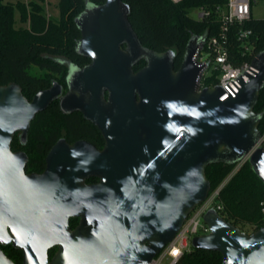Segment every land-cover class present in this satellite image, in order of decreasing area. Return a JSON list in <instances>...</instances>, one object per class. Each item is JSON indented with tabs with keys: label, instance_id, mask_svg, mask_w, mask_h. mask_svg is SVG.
I'll return each mask as SVG.
<instances>
[{
	"label": "water",
	"instance_id": "water-1",
	"mask_svg": "<svg viewBox=\"0 0 264 264\" xmlns=\"http://www.w3.org/2000/svg\"><path fill=\"white\" fill-rule=\"evenodd\" d=\"M129 16L123 0L87 5L76 49L90 63H67L65 94L58 82L32 100L15 83L0 87V242L23 251L24 264H150L208 198V166H236L260 138L264 52L236 97L221 101V88L199 92L196 83L202 69L193 57L206 36L189 41L176 71L175 52L143 47ZM56 101L95 125L105 145L62 140L44 172L28 174L14 137L25 143ZM249 162L264 183V152ZM71 219H80L74 229ZM204 221L210 234L195 237L193 248L220 253L222 264H264V227L247 234L213 210ZM0 264L15 263L0 249Z\"/></svg>",
	"mask_w": 264,
	"mask_h": 264
},
{
	"label": "trees",
	"instance_id": "trees-1",
	"mask_svg": "<svg viewBox=\"0 0 264 264\" xmlns=\"http://www.w3.org/2000/svg\"><path fill=\"white\" fill-rule=\"evenodd\" d=\"M45 1V0H41ZM107 0H59L60 20L55 21L44 14L38 2L26 5L3 4L0 1V87L15 83L21 87L29 100L42 90L58 82L67 89L68 65L83 68L90 60L77 53V43L82 34L76 20L88 4L101 6ZM130 8L129 21L141 44L148 50L164 53L174 51L175 70H179L185 57L189 41L193 37H210L220 31V22L214 10L225 5L227 0H123ZM207 8L211 15L203 21L190 17L193 9ZM19 22L28 23L27 28H17ZM247 27L252 29L257 40L255 55L264 52V19H252ZM234 32V31H233ZM234 40V36H233ZM236 44V39L234 40ZM238 43L235 45L237 48ZM252 61V58L238 59ZM145 61L135 66L139 71ZM255 111L262 116L260 132H264V92L262 91ZM69 144L85 141L98 149L105 145L99 129L84 119L81 113L64 114L58 101L46 111L38 114L31 124L27 141L22 142L16 134L12 143L15 152H23L29 161L28 174H41L46 168V158L60 141ZM235 166L212 164L207 168L211 191L219 187ZM92 178L88 183H96ZM264 202V183L247 162L228 182L221 192V203L225 207L224 219L247 234L245 227L257 225L256 231L264 226L261 205ZM79 222L70 221L72 228ZM255 231V232H256ZM15 264H22V252L12 249L6 254ZM222 255L192 248L183 256L180 264H222Z\"/></svg>",
	"mask_w": 264,
	"mask_h": 264
},
{
	"label": "built area",
	"instance_id": "built-area-1",
	"mask_svg": "<svg viewBox=\"0 0 264 264\" xmlns=\"http://www.w3.org/2000/svg\"><path fill=\"white\" fill-rule=\"evenodd\" d=\"M172 1L178 3L181 0ZM255 4L256 0H227L225 5L215 7L214 12L221 25L220 31L217 35L207 37L204 45L197 48L193 57L195 65L202 69L196 82L199 92L219 87L225 93L221 101H226L229 98H235L242 89V83L249 82V77L257 73L252 66L258 56L255 55L257 40L253 30L247 27V24L254 19ZM199 10L198 21H203L211 15L205 7ZM233 36L236 44L238 43L237 48H235ZM249 57L252 58L251 62L242 61L236 64V60ZM259 149L264 152V132L261 133L250 154L235 166L219 187L210 192L202 204L192 211L176 238L150 264H180L183 256L191 252L192 240L195 237L210 234V228L204 221L206 214L213 210L224 219L225 207L221 203V192L238 171L249 162L251 155ZM261 213L264 223V202L261 205ZM250 228L255 232L258 226L252 225Z\"/></svg>",
	"mask_w": 264,
	"mask_h": 264
},
{
	"label": "rangeland",
	"instance_id": "rangeland-1",
	"mask_svg": "<svg viewBox=\"0 0 264 264\" xmlns=\"http://www.w3.org/2000/svg\"><path fill=\"white\" fill-rule=\"evenodd\" d=\"M2 1L3 4H8V3H13L16 4L18 2H22L26 5H29L30 2L34 1V2H38L44 9L45 7V11L44 14L50 18L53 19L55 21H59L60 20V11L58 9V0H45L44 2L41 0H0ZM47 1V3H46ZM199 14H200V10L199 9H193L189 12V15L191 18L198 20L199 19ZM16 18L18 20L16 27L20 28H27L29 25L28 23L26 24H21L19 22V13H16ZM253 18L256 20H261L264 19V0H256V4L253 8ZM245 230L248 231V233L252 234L254 233V231H252V229L250 228V226L245 227Z\"/></svg>",
	"mask_w": 264,
	"mask_h": 264
},
{
	"label": "flooded vegetation",
	"instance_id": "flooded-vegetation-1",
	"mask_svg": "<svg viewBox=\"0 0 264 264\" xmlns=\"http://www.w3.org/2000/svg\"><path fill=\"white\" fill-rule=\"evenodd\" d=\"M176 71H178V70H176ZM65 89V92H64V94L67 92V89L66 88H64ZM13 150V149H12ZM15 152V151H14ZM71 220H75V221H77V222H80V219H71ZM77 227V226H76ZM75 227V228H76ZM72 229H74V228H72ZM0 249L5 253V254H7V253H9L12 249H16V248H14L13 247V245L12 244H9V245H4V244H2L1 242H0ZM16 250H18V249H16ZM21 251V250H20ZM22 252V256H23V259H22V264H24L23 263V261H24V254H23V251H21ZM58 252V248L56 247V248H54V249H52L50 252H49V259H50V261L54 258V256L56 255V253Z\"/></svg>",
	"mask_w": 264,
	"mask_h": 264
},
{
	"label": "crops",
	"instance_id": "crops-1",
	"mask_svg": "<svg viewBox=\"0 0 264 264\" xmlns=\"http://www.w3.org/2000/svg\"><path fill=\"white\" fill-rule=\"evenodd\" d=\"M46 3H47V1H46ZM58 4H59V0H58ZM44 11H45V7H44Z\"/></svg>",
	"mask_w": 264,
	"mask_h": 264
}]
</instances>
